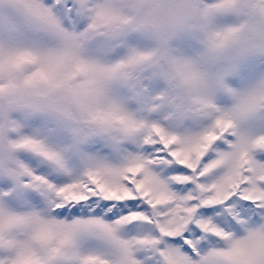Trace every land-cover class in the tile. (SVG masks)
I'll use <instances>...</instances> for the list:
<instances>
[{"label":"snow or ice","instance_id":"obj_1","mask_svg":"<svg viewBox=\"0 0 264 264\" xmlns=\"http://www.w3.org/2000/svg\"><path fill=\"white\" fill-rule=\"evenodd\" d=\"M0 264H264V0H0Z\"/></svg>","mask_w":264,"mask_h":264}]
</instances>
